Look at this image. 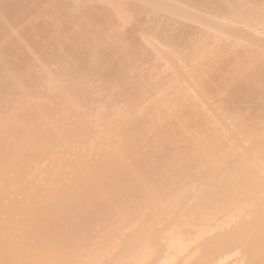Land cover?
<instances>
[{
  "label": "bare ground",
  "instance_id": "1",
  "mask_svg": "<svg viewBox=\"0 0 264 264\" xmlns=\"http://www.w3.org/2000/svg\"><path fill=\"white\" fill-rule=\"evenodd\" d=\"M0 264H264V0H0Z\"/></svg>",
  "mask_w": 264,
  "mask_h": 264
},
{
  "label": "rangeland",
  "instance_id": "2",
  "mask_svg": "<svg viewBox=\"0 0 264 264\" xmlns=\"http://www.w3.org/2000/svg\"><path fill=\"white\" fill-rule=\"evenodd\" d=\"M123 114L126 112V111H121ZM125 114H127L128 115V113L126 112ZM125 117H127V116H125ZM125 117H123V119L125 118ZM66 122H69V120H67ZM63 123H65V120H63Z\"/></svg>",
  "mask_w": 264,
  "mask_h": 264
}]
</instances>
